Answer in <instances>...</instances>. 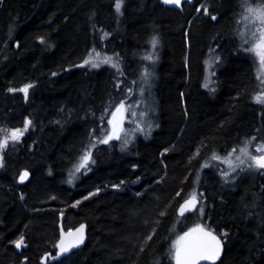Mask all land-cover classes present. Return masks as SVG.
I'll return each instance as SVG.
<instances>
[{
    "label": "trees",
    "instance_id": "16d2710c",
    "mask_svg": "<svg viewBox=\"0 0 264 264\" xmlns=\"http://www.w3.org/2000/svg\"><path fill=\"white\" fill-rule=\"evenodd\" d=\"M115 2L0 0V129L32 121L2 150L0 264H173L172 242L196 224L221 239L216 264H264V170L245 167L224 183L222 164L208 163L213 151L223 157L253 136L264 145V105L252 99L258 64L238 35L243 0L183 1L179 8L123 0L119 13ZM201 4L216 21L196 11ZM153 36L154 65L145 59ZM93 48L114 60L119 54L120 71L78 67ZM208 60L212 82L205 86ZM145 68L152 75L139 95L154 130L123 150L117 141L96 142L90 133L103 138L114 104L128 87L135 94ZM26 84L27 98L20 92ZM89 147L95 163L70 187L69 174ZM22 171L29 179L19 185ZM195 189L203 213L178 218ZM59 223L64 231L86 226L84 246L63 258L53 249ZM21 235L16 248L11 241Z\"/></svg>",
    "mask_w": 264,
    "mask_h": 264
},
{
    "label": "snow or ice",
    "instance_id": "6c2138e0",
    "mask_svg": "<svg viewBox=\"0 0 264 264\" xmlns=\"http://www.w3.org/2000/svg\"><path fill=\"white\" fill-rule=\"evenodd\" d=\"M162 2L166 5H175L178 8L181 6L182 0H162ZM123 0H116L115 8L117 12H120ZM210 5L208 4H201L200 7L196 8L197 12L202 11V15L208 16L211 18L212 21L217 20V16L210 11ZM241 7L244 9V13L241 15V20L246 21L247 23L244 25L245 30L239 32L238 35L241 38L240 47L244 49L245 52L253 53L259 60L260 68L264 70V0H256L255 3L252 0H243ZM240 21H238L239 23ZM250 25V27H249ZM105 36L109 35L108 33L104 34ZM41 42H44V38L41 37ZM158 40L155 36L151 39L152 47L155 48ZM245 45H249L245 47ZM17 46H19L17 44ZM117 59L114 60L112 56H108L106 54H102L101 52L97 51L95 48L91 49L87 56L83 59L84 65H90L92 68H98L101 64H108L111 65L113 68H116L119 72V54L113 53ZM147 60H152L153 57L148 55L145 57ZM216 61H221L222 57L217 55L215 56ZM123 75V73H120ZM52 75H56L55 72ZM151 73L145 68L141 72L140 77V84L138 85L140 94L143 95L146 91V85L150 82ZM260 80V84L264 85V79L258 75L257 77ZM122 82L118 81L116 87L119 88ZM133 85H136V81L132 82ZM207 86V85H205ZM32 87L31 84L24 85L23 88L20 89L25 94V98H27L28 90ZM9 92H15L16 89L9 88ZM128 94L133 92V87H128L126 89ZM127 97H125L126 99ZM125 99H121L119 103H115L114 110L111 111V118L108 119L107 124L109 129L106 133L103 134V138H99L95 135V132L90 133V136L98 142L102 144H108L109 141L113 139H121V133H124V140L122 144L123 147L127 145L129 139L131 138L132 134L135 132H144L146 135L150 134L152 129V124L148 123L147 127L145 128L139 120L134 119L133 123L136 124L134 129L130 131L125 130L123 128V122L125 119V112H130L132 117H137V112L131 111L132 105H126ZM252 99L255 100L257 103L264 105V91H260L254 93ZM137 104L140 101H136ZM105 113L109 111V108H105ZM139 117L143 118L144 113L140 112ZM101 123H103V116L101 117ZM32 124V121L25 118L23 129L21 128H11L8 130L0 129V131H6V134L0 138V168L5 166V160L2 150L5 149L9 142H18L21 137L24 135ZM256 139L255 136L246 139L243 142V146L239 148V153L237 154V148L233 147L230 151L227 152V155L221 157L215 151L211 154L212 160L222 161L223 163L228 165L227 170H220L219 174L224 183H230L235 181L236 176L239 174L240 171H243L245 167L247 169H256V170H264V154L254 155L248 150V146L251 144L252 141ZM203 146V145H202ZM95 144H91V148H94ZM91 148L87 149L79 158V163L74 165V172L69 174V183H71L72 177L75 175V172H80L81 169H88L89 162L95 163L92 159V151ZM168 151V149H165ZM257 153H264V145H257L256 147ZM199 155V149H197L196 154ZM194 157L189 158V163H191ZM208 163H204L201 165V168L208 167ZM136 167V165H133ZM29 173L24 171L20 174V180L23 181L28 177ZM199 177H197L198 179ZM139 179V177H137ZM124 181H120V184H123ZM119 184H114L113 187H119ZM100 189L97 188L96 192H99ZM95 195V193H89V196ZM176 195H180L177 192ZM203 194H201L202 196ZM23 199V196H21ZM84 199H88V197H84ZM80 201H76V204H79ZM199 203L197 194L193 191L184 202L179 206V213L181 216L184 215L185 212L196 209L197 204ZM75 206V205H74ZM199 211L203 213V207L199 208ZM166 215V212L160 211L159 216L163 217ZM84 225H80L75 232L69 231L67 236L63 232H61L60 239L57 241L55 248L57 249L56 256L60 257L63 254H68L71 250L81 243H83L84 235H83ZM156 229L153 228L152 235L155 234ZM152 235H148L145 237L146 240H151ZM222 235L227 236V233H223ZM24 236L21 235L19 239L11 241L15 245L16 248H21L24 244ZM141 251H143V245H141ZM222 251V241L216 235L213 234L212 231L205 228L202 224H196L194 227L189 228L186 232H183L182 235H178L176 239L172 242V247L170 250V255L172 259L175 261V264H198L200 260H209L215 261L217 260ZM48 254L45 253V256ZM27 259V257H25ZM43 259V258H42Z\"/></svg>",
    "mask_w": 264,
    "mask_h": 264
},
{
    "label": "rangeland",
    "instance_id": "374dc122",
    "mask_svg": "<svg viewBox=\"0 0 264 264\" xmlns=\"http://www.w3.org/2000/svg\"><path fill=\"white\" fill-rule=\"evenodd\" d=\"M184 1H187V2H192L193 0H184ZM183 2V1H182ZM200 7V6H199ZM244 13V9L242 8V11H241V15ZM241 15H240V18H241ZM240 27H241V31L240 32H242V31H244L245 30V28H244V25L247 23L246 21H244V20H241L240 19ZM249 27H250V25H249ZM247 47L249 46V45H246ZM148 55H151L152 57H153V59L152 60H147L146 59V61H147V63H149V64H153V62H154V56H155V50H154V48L152 47L150 50H149V52L146 54V56H148ZM256 57V56H255ZM256 60H257V64H258V75L261 77V79H264V70H262L261 68H260V64H259V60H258V58L256 57ZM102 66H111V65H108V64H101V66L100 67H102ZM78 67H83V68H89V69H94V68H92L90 65H84L83 63H81ZM212 67H213V61H211V60H208L207 61V64H206V70H205V84L206 85H208V86H210L211 85V82H212V80H211V77H212ZM99 68V67H98ZM151 73V72H150ZM258 79V78H257ZM139 82H141V80H140V78H139V80H138V83ZM136 87H138V86H136ZM139 88V87H138ZM136 90H137V92H136ZM260 91H264V85H261L260 84V80L258 79V86H257V90H256V92L255 93H257V92H260ZM21 93H23L22 91H20ZM135 94H133V95H130V94H128L127 95V99L125 100V103H126V105H132V108H131V111H135V112H137V117H132L131 115H130V112H125V114H124V116H125V119H124V126H123V128L125 129V130H128V131H130L131 129H134L135 127H136V124L135 123H133V120L134 119H136V120H139V122L146 128L147 127V124L148 123H151V121L150 120H148V119H146L147 118V115H146V113L143 111V109L145 108V107H142V104H141V100H140V91H139V89H135ZM140 94V95H139ZM23 95H25L24 93H23ZM135 96V97H134ZM129 99H131V101H128ZM136 101H140V103L139 104H137L136 103ZM140 112H143L144 113V117L143 118H140L139 117V113ZM152 124V123H151ZM154 130V127H153V125H152V129H151V132ZM150 132V133H151ZM6 134V132L4 133V135ZM150 134H145L144 132H139V131H137V132H135L134 134H132V136H131V138L129 139V142L127 143V145H129L131 142H133L134 140H135V138H136V136H140V137H142V138H146V137H148ZM124 138H125V136H124V133H121V139H119V140H117V142L120 144V146L122 147V144H123V140H124ZM20 141V140H19ZM18 141V142H19ZM18 142H9V144H8V146L5 148V149H7V148H9V147H11V145L12 144H14V143H18ZM126 145V146H127ZM257 145L258 144H255L254 142H251V144L248 146V150L252 153V154H254V155H258V154H264V153H257L256 152V147H257ZM126 146H124V147H126ZM243 146V143L239 146V147H236L237 148V154L239 153V148L240 147H242ZM123 147V148H124ZM90 148V147H89ZM227 155V153L224 155V156H226ZM223 156V157H224ZM210 162H214V163H219V164H222V167H223V169L224 170H227L228 169V165L227 164H225V163H223L222 161H217V160H210L208 163H210ZM78 163H79V161H78ZM90 164H91V162H89V165H88V168L90 167ZM85 171H87L86 169H81V171L80 172H75V175L72 177V180H75L76 179V176L78 175V174H80V173H84ZM71 172H74V168H73V170L71 171ZM70 172V173H71ZM69 183V182H68ZM73 184H74V182H71V183H69V186L70 187H73ZM194 191H196V189L194 190Z\"/></svg>",
    "mask_w": 264,
    "mask_h": 264
},
{
    "label": "water",
    "instance_id": "95a60500",
    "mask_svg": "<svg viewBox=\"0 0 264 264\" xmlns=\"http://www.w3.org/2000/svg\"><path fill=\"white\" fill-rule=\"evenodd\" d=\"M110 118H111V116H110ZM123 125H124V122H123ZM116 141H117V139H113V140L109 141V143H114V142H116ZM109 143H108V144H109ZM23 172H24V171H22L21 173H23ZM21 173H20V174H21ZM19 177H20V175H19ZM19 177H18V180H17V183H18L19 185H23V184L26 183V182L28 181V179H29V175H28V177H27L25 180H23V181H21ZM115 191H118V192H119V191H123V189H122V188H117V189H115ZM182 203H183V202H182ZM182 203H181V204H182ZM179 206H180V205H179ZM198 206H199V203L197 204V208H198ZM197 208H196V209H197ZM178 209H179V207L177 208L176 216L179 217V218H182V217H185V216L191 215V214H193V213L196 211V209H191V210L185 212L183 216H181L180 213H179V211H178ZM81 225H82V224H81ZM83 225H84V224H83ZM57 227H58V239H57V241H58V240L60 239L61 232H63V233L65 234V236H67V234L69 233V231H71V232H75V230L78 229V228L80 227V225H79L78 227H76L75 229L68 230V231H64V230H63L61 223H59ZM83 235H84L83 243H81V244L78 245L77 247L73 248V249L71 250L70 253H68V254H63L62 256H60V257H58V258L66 257V256L70 255L71 253H73L74 251H77V250L81 249V248L84 246V244H85V242H86V226H85V225H84V229H83ZM57 241H56V243H57ZM56 243L54 244V248H53L54 251H55V253L57 252V249L55 248ZM222 251H223V245H222ZM222 251H221V255H222ZM221 255H220V257H219L217 260H215V261L200 260V261L198 262V264H216V263L219 262V260L221 259ZM173 264H175V261H174V260H173Z\"/></svg>",
    "mask_w": 264,
    "mask_h": 264
},
{
    "label": "bare ground",
    "instance_id": "6f19581e",
    "mask_svg": "<svg viewBox=\"0 0 264 264\" xmlns=\"http://www.w3.org/2000/svg\"><path fill=\"white\" fill-rule=\"evenodd\" d=\"M220 41V40H219ZM241 42V41H240ZM239 45V44H238ZM154 65V64H153ZM129 74V73H128ZM152 102V101H151ZM150 112V111H149ZM153 120V119H152ZM245 173V172H244ZM240 174V173H239ZM244 175V174H243ZM239 176V175H238ZM242 176V175H241ZM76 182V181H75ZM69 185V184H68Z\"/></svg>",
    "mask_w": 264,
    "mask_h": 264
},
{
    "label": "flooded vegetation",
    "instance_id": "af4514ba",
    "mask_svg": "<svg viewBox=\"0 0 264 264\" xmlns=\"http://www.w3.org/2000/svg\"><path fill=\"white\" fill-rule=\"evenodd\" d=\"M182 1H183V0H182ZM172 6L177 7V6H175V5H172Z\"/></svg>",
    "mask_w": 264,
    "mask_h": 264
}]
</instances>
